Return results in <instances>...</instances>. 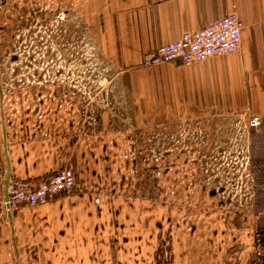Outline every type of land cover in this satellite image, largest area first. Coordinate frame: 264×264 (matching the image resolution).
Here are the masks:
<instances>
[{
	"label": "crops",
	"instance_id": "0c3cea01",
	"mask_svg": "<svg viewBox=\"0 0 264 264\" xmlns=\"http://www.w3.org/2000/svg\"><path fill=\"white\" fill-rule=\"evenodd\" d=\"M91 1L93 10L84 17L88 40L122 76L121 96L98 106L136 107L162 121L164 138L184 130L176 126L178 121L197 120L194 133L202 140L195 143L196 154L204 148L205 153L230 148L234 123L258 117L261 125L249 131L240 147L249 150V169L264 172V0ZM233 12L242 24L238 52L191 65L141 67L145 55L156 48ZM20 88H11V96L0 101V197L9 178L41 181L64 168L73 170L75 189L11 215L0 207V264H148L151 256L162 260L159 241H146L150 234L128 208L93 207L95 167L87 170L89 179L87 171L78 177L88 168L87 155L97 159L98 139L116 134L122 115L95 107L87 115L78 113L68 93L63 104L54 102V87L52 92L39 87L35 98L30 91L23 109V97L15 95L23 96ZM204 133L209 137L206 147ZM259 176L255 187L262 196ZM133 230L142 233L133 235ZM135 238L140 241L132 242ZM162 255L168 260L165 251Z\"/></svg>",
	"mask_w": 264,
	"mask_h": 264
},
{
	"label": "rangeland",
	"instance_id": "374dc122",
	"mask_svg": "<svg viewBox=\"0 0 264 264\" xmlns=\"http://www.w3.org/2000/svg\"><path fill=\"white\" fill-rule=\"evenodd\" d=\"M91 6V0H0V101L20 86L23 96L15 95L23 97L26 108L30 91L35 98L46 84L42 79L43 84L33 85L32 71L23 69L15 77L12 69L37 67L42 75L52 66L54 102L63 104L68 93L71 107L86 115L93 107L122 115L116 134L98 139L97 159L87 155L88 168L78 177L95 167L94 196L102 203L93 207L128 208L150 234L146 241H159L162 260L151 256L148 264H264V195L255 187L264 172L249 169L247 148L240 153L244 138L239 123L230 130L229 151H193L189 167L176 169L175 158L180 157L172 147L174 139L182 138L175 132L164 138L162 121L129 105L98 106L121 96L122 76L88 40L84 17ZM190 138L196 142L199 136ZM259 184L264 189V178ZM172 237L176 244L170 243Z\"/></svg>",
	"mask_w": 264,
	"mask_h": 264
},
{
	"label": "built area",
	"instance_id": "2783aa9c",
	"mask_svg": "<svg viewBox=\"0 0 264 264\" xmlns=\"http://www.w3.org/2000/svg\"><path fill=\"white\" fill-rule=\"evenodd\" d=\"M241 27V22L233 12L196 32L184 33L178 41L156 48L145 55L141 67L151 68L174 62L191 65L204 62L209 58L236 53L241 44ZM65 84L69 87L68 79ZM16 112L19 111L16 110ZM238 123V130L243 135L241 137L245 138L250 130L261 125V120L258 117L249 116ZM241 149L240 153H243L244 148L241 147ZM74 189L75 175L69 168L54 172L41 181L9 178L5 195L0 197V207L4 213L11 215L22 207L43 206L54 197L70 194ZM101 203L102 199L99 196L93 198L95 206H100Z\"/></svg>",
	"mask_w": 264,
	"mask_h": 264
},
{
	"label": "flooded vegetation",
	"instance_id": "af4514ba",
	"mask_svg": "<svg viewBox=\"0 0 264 264\" xmlns=\"http://www.w3.org/2000/svg\"><path fill=\"white\" fill-rule=\"evenodd\" d=\"M15 60H17V59H15ZM33 68H35V69H31L28 67H15L12 70L16 74L15 77H20V72L23 69L28 70L27 72L32 71L33 73L30 76L32 79L31 83L33 85H41V84H43L42 83V79H43V82H44V84H46V87H48L50 89V92H52V88H53V84H52L53 83V78H52V72L53 71L51 70L52 66L46 67V68H49V70H46V74H42V75L38 73V69H36L37 67H33ZM40 70H43V69L40 68ZM18 82H22V81H18ZM17 88H20V86H18ZM0 91H2V90L0 89ZM199 121H200V124L206 123V122L203 123V121H201V120H199ZM206 124H208V123H206ZM176 126L184 128V130L179 129L175 132L176 133L175 136H177L179 138L181 137L182 140L178 141V140L174 139L173 147H172V150L175 153L174 155H178L180 157L179 159L175 158L174 166L176 167V169H182L185 167H189L190 156H188V155L192 154L194 151L193 147L195 146L196 142L192 141L193 138L189 139V137H190V135H193L195 132V127L197 126V120L178 121L176 123ZM187 130H189V134L186 133ZM205 137H207V134L205 135ZM169 149H170V147H169ZM228 151H229V148H228ZM228 151H227V153H229ZM182 155H184L183 158H182Z\"/></svg>",
	"mask_w": 264,
	"mask_h": 264
},
{
	"label": "water",
	"instance_id": "95a60500",
	"mask_svg": "<svg viewBox=\"0 0 264 264\" xmlns=\"http://www.w3.org/2000/svg\"><path fill=\"white\" fill-rule=\"evenodd\" d=\"M8 182V181H7Z\"/></svg>",
	"mask_w": 264,
	"mask_h": 264
}]
</instances>
